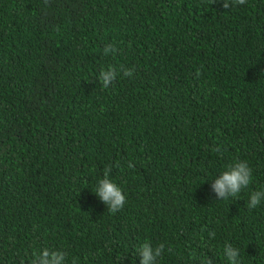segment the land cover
I'll return each mask as SVG.
<instances>
[{
  "label": "trees",
  "instance_id": "1",
  "mask_svg": "<svg viewBox=\"0 0 264 264\" xmlns=\"http://www.w3.org/2000/svg\"><path fill=\"white\" fill-rule=\"evenodd\" d=\"M236 161L251 183L217 200ZM108 167L116 213L95 195ZM260 190L264 0H0V264H140L145 241L158 264H228L226 243L264 264Z\"/></svg>",
  "mask_w": 264,
  "mask_h": 264
},
{
  "label": "clouds",
  "instance_id": "2",
  "mask_svg": "<svg viewBox=\"0 0 264 264\" xmlns=\"http://www.w3.org/2000/svg\"><path fill=\"white\" fill-rule=\"evenodd\" d=\"M47 2L48 0H45V3ZM218 2H221L223 8L228 10L232 4L244 5L247 0H232V4L229 3V0H208L210 5ZM116 51L117 49L114 45L108 44L104 47L103 54L107 56L109 53L115 54ZM117 75L118 70L113 66H109L106 70H101L99 81L103 88H109L116 80ZM123 75L131 77L133 72L130 69H123ZM214 151L219 153L221 149L216 147ZM128 166L133 167L131 163ZM110 173L111 167L104 169L103 177L97 182L95 195L107 206L108 211L116 213L123 208L126 196L123 194V189L110 178ZM251 180L252 170L247 162L236 161L228 165L227 170L222 172L218 179H215L212 189L217 200H227L230 197H236L242 189L247 188ZM262 201H264V190L255 191L250 195L247 207L250 209L256 208ZM210 235L214 234L210 233ZM163 251V244L153 246L150 241H145L139 249L140 264H158V258L162 256ZM223 256L228 261V264H242L240 249L230 243L224 245ZM33 257L30 264H66V253L61 250L44 248L39 252H34ZM73 264H76L75 260ZM202 264H213V260L207 256L202 261Z\"/></svg>",
  "mask_w": 264,
  "mask_h": 264
}]
</instances>
